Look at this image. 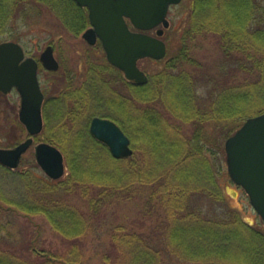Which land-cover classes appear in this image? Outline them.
<instances>
[{
  "label": "trees",
  "instance_id": "16d2710c",
  "mask_svg": "<svg viewBox=\"0 0 264 264\" xmlns=\"http://www.w3.org/2000/svg\"><path fill=\"white\" fill-rule=\"evenodd\" d=\"M192 4L190 29L222 35V44L228 49L249 46L258 50L262 56L258 62L259 79L238 86L224 85L209 108L202 109L195 103L196 79L185 73L166 71L160 82L154 76L146 84L125 82L130 87L126 94L113 89L111 80L104 79L95 64L91 70L95 75L89 73L87 79L92 81L93 90L87 84L75 88L70 83L60 97L46 98V124L41 140L62 149L68 173L52 179L7 168L15 173V179H20L21 185L15 187L18 193L13 198L14 194L6 192L0 181V232L7 231L3 237L15 240L17 235L8 225L18 221L20 215L42 214L68 241V246L52 254L36 247L30 239L22 249L31 253L24 256L0 245V264H83L78 241L88 230L89 218L97 216L115 199L135 196L143 186L150 187V199L163 197L167 201L164 229L154 239L122 226L117 228L111 234V247L102 255L104 264H264L263 232L250 230L253 225L227 209L224 200L220 204L225 211L216 218L202 217L198 205L199 198L204 196L215 204L219 201L214 200L220 198L211 162L198 145L203 123L212 119L243 123L251 115L249 106L254 101H263L264 108L263 0H194ZM48 8L73 34L90 25L88 10L75 0H0V41H21L16 29ZM103 66L124 78L121 69L108 60ZM159 102L161 107L157 106ZM97 105L109 108L110 114L105 116L117 121L130 136L131 155L115 157L106 143L90 133L86 122L105 109H94ZM52 106L56 122L50 126ZM258 108L254 110L257 112ZM171 115L201 125L188 137L178 124L174 126ZM84 119L86 124L81 123ZM136 153L142 157L140 162L134 157ZM78 189L88 199L90 216L63 196ZM258 240L259 243L255 242Z\"/></svg>",
  "mask_w": 264,
  "mask_h": 264
},
{
  "label": "rangeland",
  "instance_id": "374dc122",
  "mask_svg": "<svg viewBox=\"0 0 264 264\" xmlns=\"http://www.w3.org/2000/svg\"><path fill=\"white\" fill-rule=\"evenodd\" d=\"M193 2L194 0H181L180 3L172 5L167 15L169 25H159L157 29L150 30L149 33L153 35H158L160 29L164 30L159 37L167 44V53L160 60L143 58L139 61V66L151 78L154 76L159 82L164 80L166 71L174 74L185 73L191 79L195 78L196 80L193 83L195 103L202 109H207L211 105L214 96L220 93L224 85L225 87L238 86L247 83V81L259 79L260 66L258 62H260L262 56L256 48L249 46L228 49L222 44L224 37L215 34L213 31L201 30L197 32L199 29H190L191 24H193L191 22ZM21 25L20 28L16 29L19 31L21 41L15 39L2 41H17L25 48L27 55L35 56L38 59L47 45L52 44L54 45L55 57L60 63L59 71L40 67L38 73L45 98L60 97L67 91V85L70 83H73L74 87L87 84L89 89L93 90L90 85L92 81L87 79H89V73L95 75L91 71L92 68L95 69V64L100 66H97V71L102 73L104 79L111 80L113 89L126 94L130 93V87L125 83L128 82V79L124 75L122 79L121 76H115L116 72L104 68L103 65H106L108 60L106 51L100 40L95 44H91L84 38L83 33L86 29L79 34L67 31L49 8L43 9L39 14L35 13L30 17L29 22L25 23L24 21ZM169 65L171 67H168ZM20 104L21 97L17 90L10 93L0 91V147L16 146L26 140L29 135L26 126L20 120ZM262 105L263 101H254L249 106L251 115L248 117L263 110ZM157 106L161 107L162 104L159 102ZM257 107L259 108L256 112L254 109ZM100 108L105 107L97 105L94 109ZM109 111V108H105L102 112L94 113L92 116L108 117L105 114H110ZM49 112L50 116H53L50 126H53V123L56 122V117L52 114L54 113L53 106L49 107ZM42 113L44 124H46L44 107ZM90 121L86 122L84 119L81 123H88L90 128ZM171 122L174 123V126L175 123L178 124L182 132L188 137H191L197 129L196 127L201 125V123L197 125L175 119L173 116ZM243 123L221 119L219 121L216 119L207 120L203 123V132L199 138L197 137L199 139L198 145L203 148L205 155L208 156L207 158L211 162V168L215 172L219 187L217 191L222 199L214 200L219 201L215 204L208 196H204L199 198L198 205L202 217L216 218L225 211L220 204L224 200L227 209H231L232 213L236 214L238 218H242L244 222L253 225L250 230L264 233L263 218L253 207L247 191L230 177L227 169L225 142ZM50 126L48 128H51ZM57 138L56 140H58ZM41 139V134L40 137L35 138V142L22 156L21 164L14 169L15 172L25 170L31 173L35 172L39 176L48 177L38 164L35 156L36 145L40 141H44ZM130 148L132 147L130 146ZM138 154L136 153L134 157L140 162L142 157ZM5 167L0 163V181L6 192L14 194V198L16 197L15 194L18 193L15 187L21 185L20 179H15V173L6 170ZM143 189H139L141 191L136 193L137 196L127 199H115L113 203L106 205L97 216L89 218L88 230L81 235L78 241L81 246L83 264H104L102 255L111 247V234L121 226L127 231L141 233L154 239L158 237L159 233H162L167 215V201L163 197L150 199V187L143 186ZM9 195L11 196V194ZM63 196L75 205L82 207L90 216L87 205L88 199L84 198L81 190L78 189L72 193L65 192ZM8 227L12 233L17 235V238L13 240L11 237H3L7 233L3 230L4 232H0V245L8 250L15 249L24 256L31 253L27 249H22L28 246L27 241L30 239L36 244V247L53 252L52 254L57 251L62 252L68 246V241L52 228L47 218L42 214L31 217L20 215L19 220H14ZM259 241L255 242L259 243ZM178 264L204 263L180 262Z\"/></svg>",
  "mask_w": 264,
  "mask_h": 264
},
{
  "label": "water",
  "instance_id": "95a60500",
  "mask_svg": "<svg viewBox=\"0 0 264 264\" xmlns=\"http://www.w3.org/2000/svg\"><path fill=\"white\" fill-rule=\"evenodd\" d=\"M89 11L91 26L83 33L91 44L101 40L107 59L120 68L129 80L146 83L147 73L138 61L144 57L161 59L166 55L167 45L158 35L146 31L160 24L169 25L167 18L170 4L181 0H75ZM139 30L130 28V23ZM40 61L48 70H59L54 46L47 45ZM39 61L27 56L17 41L0 42V91L18 90L21 97L20 120L28 130L26 140L13 147H0V163L17 168L23 154L34 143V136L44 127L43 104L45 94L39 78ZM92 134L106 142L115 157L132 153L131 139L120 125L107 117L94 116L91 120ZM230 177L249 194L250 201L264 220V111L248 117L230 135L225 146ZM36 159L47 176L61 178L66 171L65 156L53 143L42 141L36 145Z\"/></svg>",
  "mask_w": 264,
  "mask_h": 264
}]
</instances>
